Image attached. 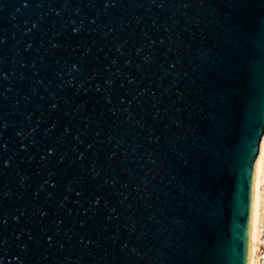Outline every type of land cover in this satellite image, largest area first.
Here are the masks:
<instances>
[{"label":"water","instance_id":"95a60500","mask_svg":"<svg viewBox=\"0 0 264 264\" xmlns=\"http://www.w3.org/2000/svg\"><path fill=\"white\" fill-rule=\"evenodd\" d=\"M0 264H264V0H0Z\"/></svg>","mask_w":264,"mask_h":264}]
</instances>
